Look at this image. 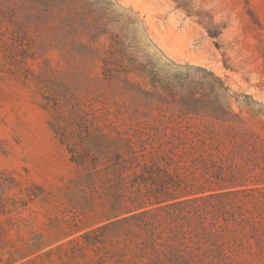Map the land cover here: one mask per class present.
<instances>
[{
    "label": "rangeland",
    "instance_id": "rangeland-1",
    "mask_svg": "<svg viewBox=\"0 0 264 264\" xmlns=\"http://www.w3.org/2000/svg\"><path fill=\"white\" fill-rule=\"evenodd\" d=\"M88 131L264 173V0H0V264H97L103 212L67 190Z\"/></svg>",
    "mask_w": 264,
    "mask_h": 264
},
{
    "label": "trees",
    "instance_id": "trees-1",
    "mask_svg": "<svg viewBox=\"0 0 264 264\" xmlns=\"http://www.w3.org/2000/svg\"><path fill=\"white\" fill-rule=\"evenodd\" d=\"M117 132L88 131L92 146L73 160L78 174L67 187L80 211L103 212L82 235L97 264H264V173L208 137L179 153ZM109 246L117 253L100 254Z\"/></svg>",
    "mask_w": 264,
    "mask_h": 264
}]
</instances>
